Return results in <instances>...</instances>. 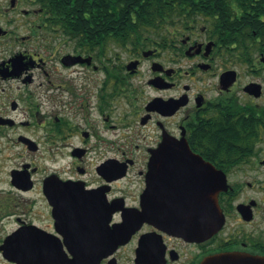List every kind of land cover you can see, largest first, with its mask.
Segmentation results:
<instances>
[{
  "label": "flooded vegetation",
  "instance_id": "af4514ba",
  "mask_svg": "<svg viewBox=\"0 0 264 264\" xmlns=\"http://www.w3.org/2000/svg\"><path fill=\"white\" fill-rule=\"evenodd\" d=\"M169 8L159 31L95 42L64 28L61 0H0V264H22L5 255L19 249L46 257L30 264H74L104 232L95 203L103 217L118 209L110 229L129 227L99 264H264V0ZM113 117L141 142L138 161L110 155ZM152 154L186 156L170 167L189 179L204 165L202 186L224 175L215 232L196 228L209 207L181 173L157 175L174 179L154 207L173 228L134 219Z\"/></svg>",
  "mask_w": 264,
  "mask_h": 264
},
{
  "label": "water",
  "instance_id": "95a60500",
  "mask_svg": "<svg viewBox=\"0 0 264 264\" xmlns=\"http://www.w3.org/2000/svg\"><path fill=\"white\" fill-rule=\"evenodd\" d=\"M172 148L183 149L186 148V146L185 143H183L182 141H178L173 145L169 141L163 140L158 149H172ZM174 158L186 159V156L184 155L168 156V155L152 154L151 157L149 158L148 170L145 178L146 188L142 195V201H141L142 211H139L137 215H135L134 219L137 220L139 223L148 222L155 224L158 222L162 225V227L166 229L173 228V225H171L170 221H168L167 219L162 220V219H156L154 217V213H155L154 207L157 205V201L155 200L156 191L162 189L163 187H165L168 190L176 188V186H173L170 183L174 179L171 177L170 178L166 177L164 179L166 184L163 185L161 182L162 180L158 181L157 175L158 174L169 175V174L181 173V174H185V178H181L178 180L183 181L182 182L183 187L185 189L191 188V190L196 191L195 194L191 195V198L196 199L198 202L199 201L202 202L206 197V204L209 207L206 218H203L201 220L196 219L198 223L199 221H201L202 224L196 228L197 229L201 228L203 230H206L207 234L215 232L219 228L220 219L217 218V211L214 208L212 209V204H213V198L217 195V193L220 191H225L227 188L224 175L219 174V177H217L213 186L212 185L202 186V181L205 182V178H207V180L209 178L210 169L202 165L200 171L198 172L199 177L196 179H189L188 177H186V175L193 174L194 171L185 169L184 163H177L176 165L178 167H174V168L170 167L171 165L174 164L173 162ZM188 181H195L196 183L194 185L191 183L187 184ZM78 205L82 206L87 204H78ZM62 206H63V211H62L63 214L65 213L72 214L73 213L72 207L76 205L72 203H68V204L63 203ZM99 206L100 204L95 203L94 221L95 223H99V222L106 223L104 232L100 236L98 235L97 231L95 232L94 235L95 241L94 244L93 243L90 244L91 245L90 251L83 252L80 250H75L74 252H71V254L74 257V260H72L74 264H99V261L102 258L111 255L113 251L118 247V245L122 243V239L124 237V235L122 234V229H126V230L129 229V227H127L126 225H116L110 229L107 226L110 215L115 211H117L118 209H114L111 206L109 209H107V212L103 217V215L98 210ZM65 207H69V210H65L64 209ZM5 255L8 259L15 260L22 264H30L31 262L34 261L35 263H39L42 260L43 261L46 260L45 259L46 257L43 259L41 258L42 255L41 252L35 251L33 249L7 250L5 251ZM59 259L60 258L57 257L56 259H54V261Z\"/></svg>",
  "mask_w": 264,
  "mask_h": 264
},
{
  "label": "trees",
  "instance_id": "16d2710c",
  "mask_svg": "<svg viewBox=\"0 0 264 264\" xmlns=\"http://www.w3.org/2000/svg\"><path fill=\"white\" fill-rule=\"evenodd\" d=\"M61 4L64 28L95 42L159 31L173 13L170 0H61Z\"/></svg>",
  "mask_w": 264,
  "mask_h": 264
},
{
  "label": "rangeland",
  "instance_id": "374dc122",
  "mask_svg": "<svg viewBox=\"0 0 264 264\" xmlns=\"http://www.w3.org/2000/svg\"><path fill=\"white\" fill-rule=\"evenodd\" d=\"M111 49L113 52H119L116 49V46L112 45ZM183 65V69H186L188 67L189 61H184L181 62ZM95 125H97V121L95 122ZM111 125L116 126L118 129L114 131H110L109 133L105 132V137L109 140L110 142V150L111 153L110 155H119L117 153L118 151L120 152H126V155L130 158L135 159L138 161L141 159L138 152L133 148L134 145H140L141 142L138 140V137H134L133 133L128 132L126 130H122V124L116 123V117L111 118ZM117 150V151H115ZM132 175H135L134 173Z\"/></svg>",
  "mask_w": 264,
  "mask_h": 264
}]
</instances>
